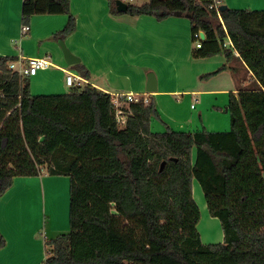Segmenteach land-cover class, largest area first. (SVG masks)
Listing matches in <instances>:
<instances>
[{
    "label": "trees",
    "instance_id": "trees-1",
    "mask_svg": "<svg viewBox=\"0 0 264 264\" xmlns=\"http://www.w3.org/2000/svg\"><path fill=\"white\" fill-rule=\"evenodd\" d=\"M107 1L115 16L189 18L193 42L197 32L206 36L192 57L227 59L209 75L243 65L251 79L229 93L230 130L155 132L153 99L130 103L121 126L110 93L84 84L34 95L29 76L10 67L17 57L0 56V198L19 176L70 177V230L46 241L42 264H264V10H219L214 0ZM43 14L68 15L56 39L77 28L71 0L23 1L22 25ZM73 66L89 79L84 64ZM194 179L221 221L222 243L202 241Z\"/></svg>",
    "mask_w": 264,
    "mask_h": 264
},
{
    "label": "crops",
    "instance_id": "crops-1",
    "mask_svg": "<svg viewBox=\"0 0 264 264\" xmlns=\"http://www.w3.org/2000/svg\"><path fill=\"white\" fill-rule=\"evenodd\" d=\"M23 1L0 0V35L4 36L0 37V55H15L18 60L21 56L49 57L52 66L29 77L32 85L43 83L46 93H64L70 87L66 83L67 73L72 72L82 77L84 84H91L111 95L132 92L146 94L153 99L161 116V119L152 120L153 131L163 132L171 128L188 132L200 130L203 124L210 126L217 120L221 121V112H228L229 93H236L239 86L248 85V82L239 85V72L246 70L240 62H231L240 71L233 73L227 69L224 72H231V76L225 78L221 77L222 72L209 75L226 63L227 59L222 54L202 59L192 57L195 43L191 21L187 17L178 15L159 21L151 15L115 16L110 13L107 0H71L77 28L64 41L80 57L78 63L89 70L90 77L87 79L73 65L67 64L61 52L49 54V49H52L44 45L46 39L65 27L68 15H35L30 31L23 34ZM142 2L138 0V4ZM214 2L218 7L264 8V0ZM230 43L228 40L227 44ZM163 62L172 70L173 77L166 76ZM149 71L157 77V90L154 92L146 88ZM203 77H206V83L201 82ZM212 81L219 82L215 84ZM44 172L40 174V180L37 179L38 194H42L44 199V222L37 224L31 238L21 235L25 220L15 213L19 206L7 203L4 210L0 207V232L6 238V246L0 249V264H42L46 258L47 235L60 234L65 230V218L55 212L60 199L59 181L54 179L57 175H46ZM14 188H10L6 196ZM41 228L46 232L44 241L39 236Z\"/></svg>",
    "mask_w": 264,
    "mask_h": 264
},
{
    "label": "rangeland",
    "instance_id": "rangeland-1",
    "mask_svg": "<svg viewBox=\"0 0 264 264\" xmlns=\"http://www.w3.org/2000/svg\"><path fill=\"white\" fill-rule=\"evenodd\" d=\"M131 3L138 4V0H134ZM253 10V9H252ZM254 10H264V8H258ZM1 39L2 35H0ZM60 39H56L54 37H50V39H46L44 41L45 48H51L52 50L49 49L48 53L53 54L56 52H61L63 55V49L62 46L59 42ZM13 46V48H16V45L12 42H10ZM67 45V44H66ZM17 46H20L19 44ZM68 47V46H67ZM196 47V43H195ZM69 48V47H68ZM55 49V50H54ZM70 49V48H69ZM0 56H14L15 55H0ZM46 56V55H45ZM222 57H225L224 54L222 53ZM15 65L18 69H20V63L18 59L14 60ZM227 62V61H225ZM162 67H164V71L167 77H173V72L172 70L166 66V63L163 62ZM50 68V67H49ZM48 68V69H49ZM42 71V70H40ZM39 71V72H40ZM225 70L222 71L223 74H221V77L228 78L231 76V72H224ZM221 73V72H220ZM238 81L239 85H242L244 82H250V74L247 70H243L239 72L238 76ZM220 78H218L219 80ZM202 83H206L207 79L206 77H203L201 79ZM217 84L219 81H212ZM32 81L30 82V87H31V92L34 95H47L51 93H46L44 90L43 83H37L36 85H32ZM252 85V84H250ZM73 87H67L64 93H58V94H65V93H70L72 91ZM182 96H180V99L182 100ZM221 121H216L214 124H210V126L207 125H202L200 127L201 129H208L212 131H228L231 128V115L230 112L228 111L226 114L221 112ZM225 120V122H224ZM202 123V122H200ZM206 124V123H205ZM195 155V149L193 151ZM46 175L49 173L47 170L44 172ZM50 175V174H49ZM44 176V175H43ZM59 184V190H60V199L58 200L56 206H55V212H57V215H60L61 217L63 216L62 219L66 220V227L65 230L60 231L62 232H68L70 230V177L66 175H58L54 176ZM41 175L38 176H19L14 179V183L11 186V188L15 187L10 194L6 196V193L0 198V207L1 210H4V206L9 203L10 205H15L19 206L18 209L15 211V213H18L19 216L25 220L24 225L22 227V236H27L31 238V235L33 231L37 228V224H43V219H44V199L43 196L39 193V188L37 184V179L40 180ZM63 188V189H62ZM42 191V190H40ZM193 194L194 198L197 201L199 207H200V220L197 224V228L201 234V238L203 243L205 244H217V243H222L224 240V233H223V228L221 221L218 217L213 216L210 214L206 201H205V196L204 192L202 190V187L197 179H194L193 181ZM5 197V198H4ZM49 209V206H48ZM4 215L5 213L2 212ZM49 218V217H48ZM47 220V226L49 227V219ZM61 219V220H62ZM42 223H41V221ZM40 222V223H39ZM39 226V225H38ZM47 227V228H48ZM19 232L21 229H17ZM48 230V229H47ZM46 232L40 229L39 236L44 241L45 234ZM59 233H56L54 235L48 234L46 241L51 240L52 238H55ZM52 236V238H51ZM6 239V238H5ZM34 242V241H33ZM14 263V262H12ZM7 264V263H3Z\"/></svg>",
    "mask_w": 264,
    "mask_h": 264
},
{
    "label": "built area",
    "instance_id": "built-area-1",
    "mask_svg": "<svg viewBox=\"0 0 264 264\" xmlns=\"http://www.w3.org/2000/svg\"><path fill=\"white\" fill-rule=\"evenodd\" d=\"M126 3H130L134 0H123ZM214 5H211L213 7ZM216 8L218 6L215 5ZM30 24L22 26V33L27 34L30 31ZM202 32V31H201ZM201 32L195 33L194 37L196 41V47L200 48L202 46V37ZM20 69H18L15 65V62L10 63V67L18 71L20 74L25 76H33L36 75L40 70L47 69L52 66V62L49 57H23L21 56L19 59ZM66 83L70 87L74 86H82L84 85L85 81L82 77L78 76L75 73L68 72L66 76ZM150 98L146 94L140 93H126V94H113L112 101L115 106V116L117 122L123 126L127 122L128 117V107L126 103H138V102H149ZM194 107V105H192Z\"/></svg>",
    "mask_w": 264,
    "mask_h": 264
},
{
    "label": "water",
    "instance_id": "water-1",
    "mask_svg": "<svg viewBox=\"0 0 264 264\" xmlns=\"http://www.w3.org/2000/svg\"><path fill=\"white\" fill-rule=\"evenodd\" d=\"M228 6L227 5H221L219 10H224L226 9ZM120 9L121 10H127L128 9V5L124 2H122L120 4ZM179 15H181V13H179ZM201 37L202 39H205V33L202 31L201 32ZM62 49H63V53H64V57L65 60L67 62V64L69 65H74L78 62H80V57H78L77 55H75L66 45L65 41L63 39L59 40ZM148 76V81H147V91L149 92H154L157 90V77L156 74L153 71H149L147 73ZM228 109V108H227ZM167 161L164 160L161 165H160V171L164 170L165 166H166Z\"/></svg>",
    "mask_w": 264,
    "mask_h": 264
}]
</instances>
